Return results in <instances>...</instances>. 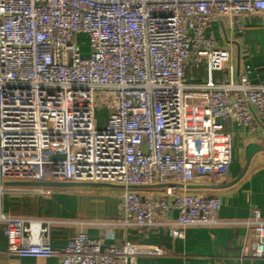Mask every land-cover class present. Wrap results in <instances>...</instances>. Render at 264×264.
Wrapping results in <instances>:
<instances>
[{"label": "built area", "instance_id": "2783aa9c", "mask_svg": "<svg viewBox=\"0 0 264 264\" xmlns=\"http://www.w3.org/2000/svg\"><path fill=\"white\" fill-rule=\"evenodd\" d=\"M259 16L264 0H0V198L56 188L8 182L107 183L123 190L125 229L169 225L176 235L219 224L222 197L185 189L229 177V124L250 134L264 124V82L251 79L248 61L237 73L234 60L252 58L245 31ZM205 65L219 76L188 78ZM97 99L108 111L99 128ZM154 186L164 193L141 190ZM0 222L12 252L59 264H138L162 253L85 232L56 249L49 222L1 210ZM249 227L246 259L234 264L264 257L259 209Z\"/></svg>", "mask_w": 264, "mask_h": 264}, {"label": "crops", "instance_id": "0c3cea01", "mask_svg": "<svg viewBox=\"0 0 264 264\" xmlns=\"http://www.w3.org/2000/svg\"><path fill=\"white\" fill-rule=\"evenodd\" d=\"M251 59H234L236 72L242 70L243 62L252 66L251 79L264 82V38L249 26L245 34ZM261 36V37H260ZM219 76L207 65L196 72L193 81H206ZM234 131L235 159L227 179L205 181L186 188L187 192L216 194L222 197L223 205L219 211L220 223L180 230L173 235L169 225L163 227L125 229L119 224L121 208L116 187L107 183L73 184L52 191L47 195L27 194L22 191H8L0 198V210L6 215L50 223L52 245L63 248L69 238L77 232L92 236L109 235L106 243H120L125 239L158 246L161 254H146L138 259V264H200L205 260L222 258L228 263L246 259V245L249 242V221L253 210L259 209L264 219V124L254 133L229 124ZM258 143L262 149L250 161L247 160L246 147ZM144 194L162 195L163 186L141 189ZM91 198V199H90ZM83 202V203H82ZM175 211L169 212L168 221L175 218ZM164 220V219H163ZM113 236V237H110ZM12 237L6 231V223L0 222V264H59V256L24 257L11 251ZM254 264H264V257L255 258Z\"/></svg>", "mask_w": 264, "mask_h": 264}, {"label": "rangeland", "instance_id": "374dc122", "mask_svg": "<svg viewBox=\"0 0 264 264\" xmlns=\"http://www.w3.org/2000/svg\"><path fill=\"white\" fill-rule=\"evenodd\" d=\"M250 26H253L255 27V29L258 27V33L260 35L263 34V38H264V17L262 16H259V17H255L252 20H250ZM223 39H224V36H223V33H221ZM245 36H247V33L245 34ZM261 37V36H260ZM78 41L81 42L83 45H82V48L83 49H87L88 48V36L87 34H81L77 37ZM264 42V41H263ZM224 44L226 45V42H224ZM97 111H96V127H104L105 123H106V120H107V117H108V111L106 110V106L105 104L104 105H100V100L97 99ZM234 159H235V150H234ZM64 187H56L54 189H52V191H59L60 189H62ZM114 193L116 194H121L123 192V190L121 189H118V188H115L113 189ZM91 199V198H90ZM83 203V202H82Z\"/></svg>", "mask_w": 264, "mask_h": 264}, {"label": "water", "instance_id": "95a60500", "mask_svg": "<svg viewBox=\"0 0 264 264\" xmlns=\"http://www.w3.org/2000/svg\"><path fill=\"white\" fill-rule=\"evenodd\" d=\"M263 147L258 143H249L246 147L247 160L250 161L252 156ZM63 157L61 155H55L54 158ZM9 185H43L52 187H67L73 184H97V183H60V182H8Z\"/></svg>", "mask_w": 264, "mask_h": 264}]
</instances>
